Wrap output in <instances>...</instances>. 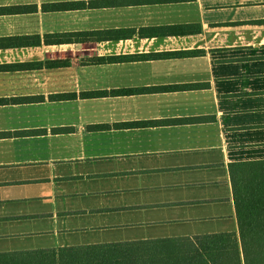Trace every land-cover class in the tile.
<instances>
[{
  "label": "crops",
  "instance_id": "crops-1",
  "mask_svg": "<svg viewBox=\"0 0 264 264\" xmlns=\"http://www.w3.org/2000/svg\"><path fill=\"white\" fill-rule=\"evenodd\" d=\"M262 96L264 0H0V253L237 232Z\"/></svg>",
  "mask_w": 264,
  "mask_h": 264
},
{
  "label": "trees",
  "instance_id": "trees-1",
  "mask_svg": "<svg viewBox=\"0 0 264 264\" xmlns=\"http://www.w3.org/2000/svg\"><path fill=\"white\" fill-rule=\"evenodd\" d=\"M122 95V90L93 96ZM238 231L0 253V264H264V160L232 163Z\"/></svg>",
  "mask_w": 264,
  "mask_h": 264
},
{
  "label": "rangeland",
  "instance_id": "rangeland-1",
  "mask_svg": "<svg viewBox=\"0 0 264 264\" xmlns=\"http://www.w3.org/2000/svg\"><path fill=\"white\" fill-rule=\"evenodd\" d=\"M260 98V99H258ZM255 99V107H260L262 108L264 106V96L262 97H258ZM254 119L255 122L262 125V122H264V109L261 110H256L254 113ZM264 128H259V133L264 135ZM122 219H134L133 214H122V216L118 215V214H110V215H105V214H100V215H91V216H86L85 218H81L79 219V221H82L81 224L86 225V226H91V225H96L100 222H105V221H110L112 222V220L116 221V222H120L122 221ZM73 220V221H77ZM71 223V222H69ZM24 226H29V225H34L36 228H43V223L40 222H36V223H23ZM0 229H3L4 232L6 231V228L4 227H0ZM134 229H124V231H122V228H118V230H114V229H107V230H100L102 233H105L104 235L106 237H108V235H111V237H117L119 235H127L128 238H132L134 240L139 239V238H143L144 235L141 231H143V228H140L141 230H135ZM174 229V228H173ZM182 229V227H181ZM52 240L48 237H44L41 239H37L36 236H26L24 240H11V241H7L5 239L0 238V251H2L4 248H22L21 246H28L27 244L33 243V242H39L38 246H53V243L51 242Z\"/></svg>",
  "mask_w": 264,
  "mask_h": 264
}]
</instances>
